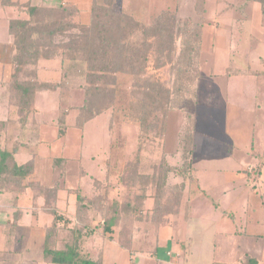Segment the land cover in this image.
Instances as JSON below:
<instances>
[{
    "label": "rangeland",
    "instance_id": "obj_1",
    "mask_svg": "<svg viewBox=\"0 0 264 264\" xmlns=\"http://www.w3.org/2000/svg\"><path fill=\"white\" fill-rule=\"evenodd\" d=\"M107 1H94L89 9L83 7V10L63 5L48 9L57 10L56 15L52 14L53 23L61 19L64 24L89 27L94 6L106 8ZM114 4L118 10L143 20L150 26L156 23L162 13L169 12L181 23L190 22L203 25L204 28L202 15L205 8H208L207 13L211 15L214 13L209 11L217 9L213 2L207 1L205 4L201 1L195 6L196 19H192L188 18L186 12L180 14L176 0H114ZM221 6L223 5L219 4V7ZM206 21L213 19L208 15ZM207 35L209 36V32ZM61 40L59 39L60 42ZM66 42L68 43V40ZM209 47V40L206 38L205 44L202 43L199 69L195 74L198 77L195 87L178 86L174 89L176 79H172L171 84L168 81L173 74L170 68L166 67L159 72L166 86L169 84L173 86L176 97L172 100L171 109L164 107L165 110H169L166 118L163 115L159 124L155 126L156 130L152 132L146 128L142 129L139 123L132 120L133 110H129L128 105L134 98L131 88L133 81L129 79L121 78L120 99H116L113 109L95 116L80 127L81 120L78 121L80 109L84 105L88 88L85 73H74L64 79L62 70L66 72L73 64L61 60V51L58 53L61 57L50 61L41 59L36 66L23 69L21 81L35 79L40 83L54 85L60 83L62 87L57 92L37 95L26 121L21 120L19 109L15 107L13 122L25 129H22L23 131L20 128L15 129L7 140L3 142L0 140V149L17 153L27 147L24 143L28 144V152L34 159L27 164L33 165L31 177L36 174L37 179L32 183L33 189L39 186L48 202L38 213L44 214L45 218L50 220V225L54 218L53 212L62 217L59 222L61 246L65 240H72L73 230L78 225L88 224L93 231L99 230L104 220L110 217V211L117 208L120 221L115 229L114 243H109L108 238H103L99 230L85 245L86 251L95 259L106 255L105 264L117 263L119 259L116 252L118 246H121L129 249L132 257H135L130 260L131 263L158 264L156 251L160 242L157 240L163 237L167 239L166 235L172 229L176 232L175 239L172 238L174 244L184 246L176 239L177 231L180 234L179 238L187 242L188 251L184 264H217L214 257H219L215 254L216 251L219 252V246L214 244V237L218 235L221 242L224 232L232 228V224L228 222L229 218L226 221L222 219V212L229 215L238 214L236 221L238 224L235 228L243 231L246 222L242 205L244 208L248 203L249 208L262 210L259 199L261 197L258 195H249V201L245 195H236L234 191L227 195L223 193L225 189L238 186L234 172L241 171L243 166L241 180L245 182H242V186L253 190V186L259 180L260 169L254 167L255 165L246 167L245 165L249 164L252 152H259V156L264 154V148H256L263 132L258 130L259 123H254L253 116L249 113L252 110L241 109H244L245 103H250L251 107L254 104H263L264 97L257 95L255 96L257 98H254V95H249L248 99H243L240 98V94L237 95L238 91L231 89L226 95V86L222 89L220 86L223 84L214 81L218 76L209 77L214 68V52L208 51ZM245 53L236 52L232 58V64L238 63L240 65L238 68L242 70L245 69L243 65L246 59L240 56H244ZM44 65L50 66L51 75H46L44 70L41 71ZM217 67L221 66H216V71L219 70ZM58 68H61V72ZM235 69L236 66L228 70L229 74L226 76L231 78ZM260 71L264 72V68L262 67ZM248 85L252 87V84ZM179 90L181 92H178ZM7 93V90H2V95L5 96ZM84 114L86 111L81 115L82 120L86 117ZM64 119L67 124L66 134L59 138V131L65 130V126H62ZM27 125L30 126L28 129ZM23 134L28 139L18 141L16 147L12 146V141L16 142ZM190 136L194 138L191 145ZM4 141L5 144L11 143L4 146L2 145ZM167 169H171L173 175L168 179L165 194L159 204L164 206L174 201V206L177 204L180 206L176 214L161 219L162 213H153L156 197L154 189L156 184H159L157 180L163 174L162 170ZM236 176L239 178L240 174ZM192 177L197 181L195 184L190 181ZM192 184L193 187H190ZM176 186L186 187L182 199L178 198L180 195L177 194ZM197 188L203 192L199 193ZM261 191L263 195L264 189ZM190 192L195 196L192 197L191 209L187 216L184 214L189 206ZM205 193L207 198L201 197ZM143 196L145 201L142 200ZM210 202L217 203V206L221 207L220 210L216 211ZM80 206L82 209L87 208L81 215L78 213ZM164 212L170 214L167 210ZM180 216L183 219H180ZM78 217L81 220L79 222ZM179 220L181 221L178 222ZM168 247L159 252L158 257L163 259L167 254L169 256L171 252ZM133 252L137 253V256ZM170 258V264H183L182 257L171 254Z\"/></svg>",
    "mask_w": 264,
    "mask_h": 264
},
{
    "label": "trees",
    "instance_id": "obj_2",
    "mask_svg": "<svg viewBox=\"0 0 264 264\" xmlns=\"http://www.w3.org/2000/svg\"><path fill=\"white\" fill-rule=\"evenodd\" d=\"M107 2L106 8L94 6L92 23L89 27L64 24L60 18L59 22L53 23L52 14L56 15L57 10L31 6L26 9L27 19L10 23L15 55L9 99L10 103L19 109L21 120L28 119L35 97L39 93L57 92L62 87V84H43L35 79L21 81L20 76L23 69L36 66L41 59L50 61L62 56V61L72 63L73 66L66 72L62 70L64 79L74 73H85L88 88L80 113L82 115L86 111L84 114L86 117L82 120L80 115L78 119V121L81 120L80 127L95 116L113 109L116 99H120L121 78L133 81L131 88L134 98L129 101L128 105V109L133 110L132 120L139 123L142 129L146 128L150 132L156 130L155 126L159 124L163 115L166 118L169 110H165L164 107L171 109L172 100L176 97L174 89L178 86L181 88L195 87L198 79L195 74L199 69V57L203 43V25L190 22L181 23L175 15L164 12L157 18L156 23L150 26L143 20H138L118 10L114 0ZM259 2L262 5L264 16V0H259ZM59 39H62L61 42ZM59 51H61V56L58 54ZM79 61L82 63L79 64ZM166 67H169L170 72L173 73L168 79L169 83L171 84L176 79L174 89L170 84L166 86L165 81L159 76V72ZM165 101H168L167 104H164ZM93 110L96 111L93 112ZM62 126H65V130L59 131V138H63L66 134L65 119L62 120ZM189 141L190 145L192 141L194 142L193 136H190ZM162 172L160 179L157 180L159 184H156L155 189L153 188L156 192L155 200L153 199L155 201L153 213H162L160 214L161 219L166 218L167 215L176 214L180 206V204L174 206L175 202L170 201L171 199L164 206L159 204L165 194L168 179L170 175H173L171 169L162 170ZM32 173L31 163L18 165L15 152L0 149V193L33 188L31 185H26ZM152 180L151 185L153 186ZM190 181L194 184L197 182L193 177ZM185 186H176L177 194L180 195L178 198L182 199L186 193ZM171 193L173 194L172 190ZM190 193L189 198L193 194ZM174 199L177 200V198ZM142 200L145 201L144 196ZM86 209L80 206L78 213L81 215ZM166 210L170 214H166L164 212ZM52 214L54 222L47 230L44 252L47 263L105 264L102 257L95 259L87 252L85 244L99 230L103 238L114 242L115 229L120 221L117 208L110 211V217L104 220L96 232L88 224L78 225L73 230L72 240H65L60 250L58 249L61 233L59 222L62 217L57 212ZM79 221L81 220L78 217L77 222ZM247 264H257V262L248 260Z\"/></svg>",
    "mask_w": 264,
    "mask_h": 264
},
{
    "label": "crops",
    "instance_id": "obj_3",
    "mask_svg": "<svg viewBox=\"0 0 264 264\" xmlns=\"http://www.w3.org/2000/svg\"><path fill=\"white\" fill-rule=\"evenodd\" d=\"M94 1L98 0H0V140L2 142L3 140L8 139L13 130L18 128L21 130L25 129L22 128L23 126L20 124L17 125L13 122L12 115L16 114L14 111L15 106H13L10 101L8 102L9 86L14 72L13 59L15 55L14 40L10 33V23L15 20L27 19L28 15L26 14V9L29 6L56 8L57 5H63L83 10V7L89 9ZM176 1L180 7V14L181 12L182 14L187 13L188 18L192 19H196L197 14L195 6L201 1L205 4L207 1L213 2V4L217 6L216 10L209 11L213 12V15L207 13L208 8H205L202 15L204 17L203 45L207 38L210 45L208 51L210 50L214 52V68L209 77L214 78L215 75L218 76L214 81L223 84L220 86L222 89L226 86V92L224 91L226 95H228L229 89H231V91H238L237 95L240 94V98L243 99H248L249 95H254V98H257L255 97L257 95H259V97H264V95H262L264 94V72L260 71L262 67L264 68V16L262 5L259 0ZM219 4H222L223 6L219 7ZM208 15L213 21H206ZM208 32L209 36L207 35ZM241 51L246 52L244 56H240V58L246 59L245 65H243L245 66V69L243 70L238 68L240 66L238 63H236V65L232 64L233 54ZM222 63L225 65H220ZM253 65L256 69H254ZM216 66H221L217 67L219 68L218 71L215 70ZM234 66H236V69L232 72L233 75L230 73L232 77L229 76L231 78H228L227 76L229 72L227 71L232 68L234 69ZM43 67L41 71L44 70L43 72H45L46 75H51L50 66L44 65ZM58 71L61 72V68H58ZM57 84L60 83H56L55 85ZM248 84H252V87ZM3 89L8 92L5 96L2 95ZM40 94L42 93H39L38 95ZM241 110H252L251 112L249 111V113L252 114L254 123H259L257 125L258 130H262L261 132H263L261 141L256 148H264V103L260 105L254 104L253 107L250 106V103H245L244 109L242 108ZM29 127V125L26 126L27 129ZM25 137L26 136L23 134L22 138H17L16 142L12 141L13 144L11 145H14L15 147L18 146V141L28 139ZM10 143L5 144L4 141L2 145L9 146ZM24 144L28 147L27 143ZM27 147H24L19 152L15 153V159L18 165L27 164L30 160L32 161L34 159L32 155L30 157L28 152L29 149ZM258 153L259 152L257 151L252 152L249 158L251 159L249 164L245 165V167L247 165H255L254 167L257 166L260 169L259 180L258 182L256 181L257 184L253 186V190L242 186V182H245L241 180L243 166L241 171L235 170L234 172V179L237 180L238 186L232 189H225L223 194L227 195L228 193H231V191H234V194L236 193V195H245V198L249 201V195H258L261 197L259 199L261 201L260 206H262V210L260 211V209L254 207L249 208L250 204L248 203H246L244 208L242 205V212L246 222L244 225V227H246L243 231L237 229V227L235 228V225L238 224L236 222L238 214L232 213V215H229L227 212H222V219H225L226 221V219L229 218L228 222L232 224L234 231L232 228L230 231H225L221 242L218 235L214 237V244L219 246V252H215V254L219 256V259L214 257L217 264H247L248 260H253L257 262V264H264V194L261 195V190L264 189V154L259 156ZM34 161H36V159ZM239 174L240 176L238 178L236 175ZM35 176L36 174L26 181L27 186H32V183L37 180ZM38 183L42 185L41 182ZM197 191L199 193L203 192V190L200 192L198 188ZM44 196L46 195L41 193V188L39 186L36 189L28 187L24 190L16 189L15 191L0 193V264H49L45 260L44 252L46 247L47 230L52 226L54 218L52 217L53 220L50 225V220H47L44 214L38 213L39 210H42V207L48 203ZM194 196L195 195L190 196L188 200L189 206L184 215H189L188 213L191 209L190 203ZM201 197L207 198L206 193L202 194ZM230 200H232V198ZM150 203L151 201L149 200L148 204L150 205ZM210 203L213 204L212 206L216 211L220 210L221 207H218L217 203ZM206 206L213 209V207L207 204ZM187 216H185V219ZM180 219L183 218L180 216ZM241 220H243V218ZM180 221L181 220L178 222ZM178 222L175 223L176 226L178 225ZM250 228H253L254 230H250ZM175 233V230L173 231L170 229L166 235L167 239L163 237L162 239L157 240L160 242V246L158 245L156 251L158 252L156 258L158 264H170L171 254L182 257L184 264L188 251L187 242L179 238L180 234L179 231H177L178 238L176 239H179L184 246L174 244ZM161 236H163V234ZM171 246L172 250H170ZM167 247L171 252L169 253V256L167 254L163 259L158 257L159 252L161 253ZM62 248L63 246L59 244L58 249L60 250ZM116 256L119 259V262L113 264H136L135 262L131 263L130 260L135 257H132L131 251L127 248L118 246ZM135 256H137V253H135ZM106 257V255L102 257L104 263L107 260Z\"/></svg>",
    "mask_w": 264,
    "mask_h": 264
}]
</instances>
